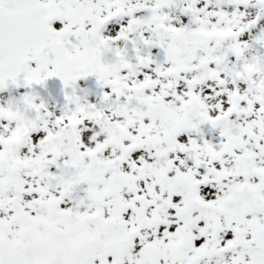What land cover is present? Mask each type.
<instances>
[{
  "label": "snow or ice",
  "instance_id": "snow-or-ice-1",
  "mask_svg": "<svg viewBox=\"0 0 264 264\" xmlns=\"http://www.w3.org/2000/svg\"><path fill=\"white\" fill-rule=\"evenodd\" d=\"M0 264H264V0H0Z\"/></svg>",
  "mask_w": 264,
  "mask_h": 264
}]
</instances>
